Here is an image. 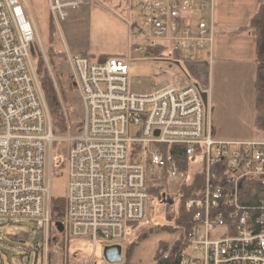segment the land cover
I'll return each instance as SVG.
<instances>
[{
  "label": "built area",
  "instance_id": "built-area-1",
  "mask_svg": "<svg viewBox=\"0 0 264 264\" xmlns=\"http://www.w3.org/2000/svg\"><path fill=\"white\" fill-rule=\"evenodd\" d=\"M207 1L212 8V0H129L137 12L132 53L147 57L159 50L174 62L211 50L212 24L191 16ZM88 4L48 0L56 31L70 12ZM36 39L25 1L0 0V218L37 224L25 234L31 242L39 235L32 244L47 253L51 230H57L50 207L52 150L64 142L59 234L67 239L121 245L128 227L149 223L151 191H161L162 198L174 186L177 197L183 183L201 177L198 196L183 203L191 224L179 264H264V140H216L203 89L194 83L136 92L124 57L68 52L83 117L76 130L68 126L58 135L30 51ZM185 52L190 56L182 58ZM180 148L182 165L172 152ZM248 196L258 199L256 212L246 207Z\"/></svg>",
  "mask_w": 264,
  "mask_h": 264
},
{
  "label": "rangeland",
  "instance_id": "rangeland-1",
  "mask_svg": "<svg viewBox=\"0 0 264 264\" xmlns=\"http://www.w3.org/2000/svg\"><path fill=\"white\" fill-rule=\"evenodd\" d=\"M24 1L38 36L33 44L34 61L42 59L64 119L63 129H54L56 134L63 135L69 130L68 126L70 131L76 130L83 117L79 93L71 83V69L65 57L68 52L72 55H93L95 58L102 54L124 57L128 62L130 84L136 92H148L173 82L194 83V71L198 70L196 63L207 62L204 81L207 84L208 117L214 138L218 141L264 140V130L257 129L255 125V76L251 69L229 65L232 70L218 76L206 54L193 56L194 63L188 59L173 62L167 57L134 55L132 47L138 42L133 26L137 22V12L131 8L129 0H88V6L70 12L61 31L55 33L48 28L51 22L48 0ZM188 56L185 52L182 58ZM66 155L67 145L64 142L55 143L52 165L58 163L62 167L51 173L50 195L53 198L65 195ZM174 188L172 186L163 192L167 194L166 197L152 196L148 224L127 228L120 241L123 254L121 264H124L129 246L137 242L141 235L177 217L179 207ZM0 225L3 226L0 232V264H108L102 257L103 247L100 243L95 245L87 240H70L52 229L47 253H43L40 248L34 247L31 238L26 235L37 229V224H11L0 218ZM177 237L178 234L153 233L134 246L131 262L153 264L159 243L172 244Z\"/></svg>",
  "mask_w": 264,
  "mask_h": 264
},
{
  "label": "trees",
  "instance_id": "trees-1",
  "mask_svg": "<svg viewBox=\"0 0 264 264\" xmlns=\"http://www.w3.org/2000/svg\"><path fill=\"white\" fill-rule=\"evenodd\" d=\"M51 20V19H50ZM49 30L55 33L56 29L51 20L48 25ZM249 29L251 33L254 35L256 39V70H255V108H256V118L255 125L257 129L264 130V5L260 8L257 14L253 16L250 21ZM110 55H99L96 57L97 59H106ZM147 57L157 58L162 56L159 50H151L145 53ZM89 57L95 58V56L90 55ZM35 71L41 86V90L43 92L45 102L52 117V126L53 129L62 130L64 127V119L61 114L57 98L53 87L50 83V78L48 77V73L46 68L44 67V63L41 58H37L35 60ZM183 149L180 148L176 153L175 150H172L175 153V158L179 164H183L185 159L182 156ZM55 167V168H54ZM62 165L56 164V166L52 165L51 172L55 170L57 172ZM57 169V170H56ZM203 187V179L198 177L193 182L183 183L177 191V197L179 200V209L177 212V217L174 220L164 222L163 225H159V227L155 228V230L149 231L141 235L139 240L135 243H132L127 249V255L125 257L124 264H133L131 262V254L134 246L140 244L141 241L149 238L150 235L154 234H178L177 239L172 243L160 242L158 245V249L154 256L153 264H179L180 258L183 254V247L186 244V231L191 224V213L186 211L183 207V203L189 198H195L198 196L199 191ZM152 195L157 196V198L161 195V191H151ZM245 201L248 204H245L247 208L256 212L258 210L259 201L256 197H245ZM50 207H51V215L52 219L55 222H59L63 215L64 210V200L63 197H51L50 199ZM132 227H137L136 225H132ZM23 243V242H22Z\"/></svg>",
  "mask_w": 264,
  "mask_h": 264
},
{
  "label": "crops",
  "instance_id": "crops-1",
  "mask_svg": "<svg viewBox=\"0 0 264 264\" xmlns=\"http://www.w3.org/2000/svg\"><path fill=\"white\" fill-rule=\"evenodd\" d=\"M212 2V8L207 1L205 8L193 12L191 15L194 20L204 16L208 24H212L211 50H198L192 55L206 54L209 61H212V68H215L218 76H224L227 71L232 70L231 67H228L229 65L251 69L250 72L255 76L256 39L250 31L249 25L253 16L264 5V0H212ZM190 62L194 63L193 58ZM196 66L198 70L194 71L195 75L192 74L195 79L194 84L206 91L207 84L204 77H206L208 64L198 61Z\"/></svg>",
  "mask_w": 264,
  "mask_h": 264
},
{
  "label": "water",
  "instance_id": "water-1",
  "mask_svg": "<svg viewBox=\"0 0 264 264\" xmlns=\"http://www.w3.org/2000/svg\"><path fill=\"white\" fill-rule=\"evenodd\" d=\"M30 51H31L32 57H34L35 52H34L33 46H31ZM176 64H177V66H179V63H176ZM200 95H201L204 106L207 107V105H208V94H207V92L201 91ZM55 226H56V229L58 230V232H62L63 227H62L61 223L56 222ZM38 238H39V235H35L32 243H36ZM102 257L105 260V262L108 264H121L123 262L122 246L119 244H115V245H109V246L103 247Z\"/></svg>",
  "mask_w": 264,
  "mask_h": 264
},
{
  "label": "bare ground",
  "instance_id": "bare-ground-1",
  "mask_svg": "<svg viewBox=\"0 0 264 264\" xmlns=\"http://www.w3.org/2000/svg\"><path fill=\"white\" fill-rule=\"evenodd\" d=\"M178 201V200H177ZM50 247V246H49Z\"/></svg>",
  "mask_w": 264,
  "mask_h": 264
}]
</instances>
